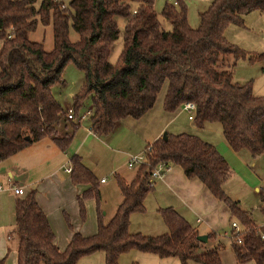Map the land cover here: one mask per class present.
<instances>
[{
	"label": "trees",
	"instance_id": "trees-1",
	"mask_svg": "<svg viewBox=\"0 0 264 264\" xmlns=\"http://www.w3.org/2000/svg\"><path fill=\"white\" fill-rule=\"evenodd\" d=\"M153 1L67 0L61 6L57 0H40L35 6L36 0H0V161L43 138L59 151L67 149L78 122L66 119L51 88L63 83L61 73L68 62L83 74L71 98L73 116L88 99V128L96 136L108 134L123 118L141 117L164 85V113L191 103L195 127L217 122L233 151L246 150L251 157L264 152V95H254L250 81L237 82L232 74L238 59L253 62L262 57L240 51L223 37V29L241 24L243 15L264 13V0H210L199 13L196 28L188 26L181 0L175 4L166 0L159 14L169 30L161 28ZM118 18L124 21L121 49L110 63L107 57L119 32ZM68 21L78 35L74 42L67 37ZM37 22L51 24L48 51L27 38ZM142 154L143 161L129 181L112 174L121 200L106 222L99 208V181L78 155H70V182L86 186L75 199L79 219H84L83 202L91 198L96 231L89 236L73 232L61 250L54 244L35 190L17 196L9 233L16 244L15 264H75L97 251L103 253L104 264H117V257L130 249L176 257L180 264H222L218 243L195 253L202 247L197 232L171 207L157 209L165 233L128 232L129 216L143 211V199L151 190L150 172L160 163L179 166L185 177L197 178L227 207L230 220L240 228L241 243L229 239L236 264H264V239L249 213L222 190L230 171L213 145L192 134L166 133L164 140L157 137L146 143ZM66 223L69 226L67 219Z\"/></svg>",
	"mask_w": 264,
	"mask_h": 264
},
{
	"label": "crops",
	"instance_id": "crops-1",
	"mask_svg": "<svg viewBox=\"0 0 264 264\" xmlns=\"http://www.w3.org/2000/svg\"><path fill=\"white\" fill-rule=\"evenodd\" d=\"M236 62L232 68L233 79L241 83L245 78L240 74L237 76ZM258 65L264 67V57ZM163 94L164 85L158 100L156 99L153 106L141 117L119 120L104 136L91 133L89 123H84L83 119L77 124L64 152L59 151L49 139L43 138L0 161V178L4 176L6 185L0 186V259L3 264L16 263V244L15 240L9 237V231H12L14 223L13 201L19 195H15L10 187H18L22 193L30 188L35 190V200L53 232L54 244L61 250L73 232L88 235L84 234L81 225L77 224L76 219L79 216L75 200L86 186L72 184L68 173L64 171V168L69 166L70 155L76 154L80 157L83 165L97 177L101 189L106 185L105 178L102 177L105 172L111 175L116 173L129 181L133 173L126 175L122 172L126 161L139 155L143 146L160 137L162 132L189 133L213 145L230 171L221 185L224 193L237 201L245 211L258 209L264 214V207L257 204L248 205V201L264 195V152L251 157L246 150L233 151L223 140L219 123L205 122L201 127L194 126L193 110H185L179 106L172 113H164L161 109ZM119 155L122 156V164L116 162ZM102 168L105 170L98 173ZM102 178L103 181L100 182ZM113 195L115 206L111 215L121 200L117 186L115 191L113 188ZM84 202L83 205L90 208L88 202ZM165 207L173 208L198 235L206 237L200 248L208 242L211 247L219 240L231 238L230 223L236 221L230 220L227 207L215 199L197 178L185 177L177 165L168 164L160 176L151 182V190L143 199V211L129 216L128 230L131 225L135 227L134 222H138L139 226L135 229L143 231L145 235L165 233L167 229L157 212V209ZM137 216L141 217L140 220ZM249 217L264 238V231L261 230L264 224L255 223L250 213ZM70 221L73 222V227ZM132 232L137 231L130 233Z\"/></svg>",
	"mask_w": 264,
	"mask_h": 264
},
{
	"label": "rangeland",
	"instance_id": "rangeland-1",
	"mask_svg": "<svg viewBox=\"0 0 264 264\" xmlns=\"http://www.w3.org/2000/svg\"><path fill=\"white\" fill-rule=\"evenodd\" d=\"M40 0H36L35 4H38ZM58 2L62 3L63 6H66L67 0H57ZM167 2L166 0H154L153 1V9L157 14L158 20L160 22V26L164 30H169L170 25L162 20L160 16V10L164 4ZM181 2L185 6V15L186 21L190 28H196L199 23V13L204 11L209 4L210 0H181ZM123 19L118 18V35L117 38L113 41L110 46L109 54L107 60L110 63H114L118 58L120 49H121V31L123 27ZM226 29V30H225ZM223 37L227 43L234 46L235 48L243 51L246 54H250L251 56H263L264 53V13L259 12H249L245 15L242 19L241 24H229L224 29ZM67 37L68 40L74 42L77 40L78 35L74 32L71 28L70 21L67 24ZM27 38L32 41L39 42L44 51H48L52 48V31H51V24H40L37 22L35 29L33 31H29L27 33ZM226 61H231L230 57L225 58ZM258 61L248 62L244 59H238L236 62V70L237 76L240 74L244 76L246 81H250L251 83V91L254 95H264V67H260L258 65ZM61 77L63 80L62 84H56L51 88V94L54 99L60 104L61 108L66 111L68 108L71 107V98L72 95L79 89L83 81V74L79 71L72 63L68 62L64 65L61 73ZM237 79V77H235ZM240 80V79H237ZM242 82V83H243ZM162 87L157 94L156 99L158 100L159 95L161 94ZM257 93V94H255ZM84 115L83 122H88V117L90 115V102L89 100H84L81 107L77 111V115ZM181 118V117H180ZM189 132V131H188ZM185 133V132H184ZM189 134V133H188ZM144 147V146H143ZM142 156V152L137 156ZM143 159V158H142ZM116 162L122 164V156H117ZM127 162V161H126ZM121 165H119L120 167ZM118 167V168H119ZM134 169H126V163L123 167L124 174L129 175L134 173ZM264 166H262V170ZM105 169L102 168L98 173L104 171ZM107 172L102 175L105 178V184L103 187L99 186L100 192V201H99V208L103 213L102 221L106 222L111 215L114 209V195H113V188L114 191L116 189V185L111 174H106ZM97 178V177H96ZM102 178V179H103ZM0 186L4 187L5 181L4 176L0 178ZM253 200V199H252ZM85 202H88L90 208L85 207L84 205V219L80 220L77 217V224L81 225V231L84 234H88L85 236H89L94 234L96 231V219H95V205L94 201L90 199H86ZM84 202V203H85ZM252 202V203H251ZM255 202V203H253ZM257 204L258 206L264 207V195L258 197L253 201H248V205ZM87 209V210H86ZM87 211H90L89 213ZM252 219L255 223L264 224V214L260 212V210H248ZM133 214V213H132ZM136 214V213H134ZM131 215V214H130ZM138 217V216H137ZM140 216L138 219L140 220ZM71 226L73 227V222L70 221ZM138 222H134V226L129 227V233L131 231H137L132 233H140L145 235L143 231L136 230L138 228ZM228 229V228H227ZM264 231V227L261 229ZM93 232V233H92ZM10 233V231H9ZM264 239V238H263ZM12 243V242H10ZM218 244L220 245V259L222 264H236L234 260V256L232 254L230 248V242L228 239L224 238L223 240H219ZM211 243L208 242L204 245L203 248H198L195 250V253L202 252L205 248L210 247ZM75 264H104L103 260V253L102 252H93L88 255L80 257ZM117 264H180L176 257H167V258H159L154 254L148 252L138 251L136 249H130L126 252L121 253L117 257ZM196 264V263H192ZM244 264H253L252 261H247Z\"/></svg>",
	"mask_w": 264,
	"mask_h": 264
},
{
	"label": "built area",
	"instance_id": "built-area-1",
	"mask_svg": "<svg viewBox=\"0 0 264 264\" xmlns=\"http://www.w3.org/2000/svg\"><path fill=\"white\" fill-rule=\"evenodd\" d=\"M168 2H171L172 4H175V0H167ZM61 6H63L61 4ZM183 109L185 110H193L194 106L191 103H184L181 105ZM65 117L66 119L70 120V121H74V122H80L83 120V118L85 117L83 114L77 117L73 116L72 113V109L68 108L65 112ZM143 155L141 156H133L130 157L128 159V161L126 162V167L127 168H133L136 165H138L139 163H141L143 161ZM167 168V166H164L162 163L157 164L152 171L150 172V176H149V183L151 184V182L155 179L158 178L160 176V174ZM65 172H69V166H66L64 168ZM103 179H100V182H102ZM10 190L15 194V195H20L22 194V190L18 187H10ZM230 228H231V232H230V237L232 238V240L237 243L240 244L241 240L240 237L238 236V233L240 232V228L238 226V224L236 222H231L230 223Z\"/></svg>",
	"mask_w": 264,
	"mask_h": 264
},
{
	"label": "water",
	"instance_id": "water-1",
	"mask_svg": "<svg viewBox=\"0 0 264 264\" xmlns=\"http://www.w3.org/2000/svg\"><path fill=\"white\" fill-rule=\"evenodd\" d=\"M160 138L164 140L166 138V133L162 132ZM196 238L199 242H204L206 240V237L204 235H197Z\"/></svg>",
	"mask_w": 264,
	"mask_h": 264
}]
</instances>
